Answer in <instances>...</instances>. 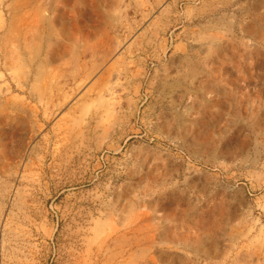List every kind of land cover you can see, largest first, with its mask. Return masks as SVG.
<instances>
[{"label": "rangeland", "instance_id": "obj_1", "mask_svg": "<svg viewBox=\"0 0 264 264\" xmlns=\"http://www.w3.org/2000/svg\"><path fill=\"white\" fill-rule=\"evenodd\" d=\"M0 264H264V0H0Z\"/></svg>", "mask_w": 264, "mask_h": 264}]
</instances>
